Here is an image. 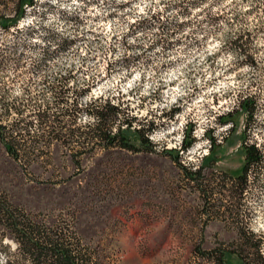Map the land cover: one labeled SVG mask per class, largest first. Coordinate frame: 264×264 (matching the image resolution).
I'll return each instance as SVG.
<instances>
[{"label": "rangeland", "instance_id": "1", "mask_svg": "<svg viewBox=\"0 0 264 264\" xmlns=\"http://www.w3.org/2000/svg\"><path fill=\"white\" fill-rule=\"evenodd\" d=\"M48 1L66 9L76 7L81 17L76 28L57 10L49 13L47 20L56 28L76 30L79 37L76 51L53 57L48 72L82 65L88 74L97 73L90 97L113 96L130 103L136 123L152 126L147 133L154 149H99L76 162L62 145H39L35 150L45 152L43 159L21 162L0 143V185L9 197L23 212L57 227L59 235L76 246L82 264H197L195 248L230 241L234 222L264 233V173L250 178V188L241 198L227 190L229 172H237L242 163L243 116L236 119L234 129L218 117L232 107L239 92H255L264 104V28L254 30L262 19L246 14L240 4L237 18L228 13L210 24L196 6L187 18L176 16L177 22L186 24L173 26L166 37L156 28L127 33L128 26L148 11L160 12L161 18L176 14L174 0ZM206 5L213 15L224 7L210 0L202 6ZM244 28L252 32L250 50L258 66H235L240 55L222 45ZM124 34L126 47L120 42ZM124 54L138 56L131 73L117 63L105 75L107 63ZM76 75L80 85L87 74ZM39 78L26 66H8L0 70V94L11 99L25 89L35 96L41 88ZM78 119L83 123L88 117L82 112ZM259 119L262 124L254 133L264 142V111ZM185 127L192 128L195 140L180 150ZM206 128L218 144L215 163L202 166L209 147L203 136ZM169 148L178 150L179 161L163 153ZM199 168V174L192 173ZM236 207L239 214L230 216ZM0 238L6 245L0 248V264H32L16 250L10 231L0 230Z\"/></svg>", "mask_w": 264, "mask_h": 264}, {"label": "trees", "instance_id": "2", "mask_svg": "<svg viewBox=\"0 0 264 264\" xmlns=\"http://www.w3.org/2000/svg\"><path fill=\"white\" fill-rule=\"evenodd\" d=\"M205 1L174 0L171 6L176 14L161 18L160 12L148 11L128 26L127 33L137 28H156L157 34L170 37L173 26L186 24L185 21L177 22L176 16L187 18L196 6L204 13L207 22L213 24L218 19H224L228 13L237 18L240 4L244 5L246 14L262 19L254 30L264 28V0H210L224 3V7L214 15L209 12L208 5L202 6ZM52 10H57L58 16L65 22L76 28L79 26L81 17L76 7L66 9L48 0H0V70L5 71L8 66L14 69L26 66L28 72L39 74L41 84L35 96L29 95L25 89L21 95L11 99L4 93L0 94V143L6 153L21 162L40 160L45 152L35 150L37 146L59 144L77 162L83 155H91L99 149L152 151L154 145L147 133L152 126L144 127L136 123L130 103L116 101L113 96L90 97L91 88L98 81L97 73L88 74L83 71L82 65L80 68L69 66L61 72H48L53 57L76 51L79 37L76 30H59L53 21H48ZM30 14L31 18L26 21ZM251 34L244 28L223 40V46L240 55L234 61L235 66L243 63L258 66L250 50ZM161 39L160 36L158 40ZM120 42L126 47L125 34ZM137 57L124 54L120 59L108 62L105 75L117 63L130 74ZM78 71L87 74L80 79V85L76 84ZM260 111H264V104L259 103L255 92H239L232 107L218 115L220 123H229L232 128L237 125L236 119L243 116L240 131L242 163L237 172H229L227 188L238 198L249 190L252 176L264 173V142L258 140L254 133L262 124ZM82 112L88 117L83 123L78 119ZM191 129L185 127L179 143L180 150H186L194 142ZM203 136L209 141V147L202 157V166H209L216 161L214 148L218 143L211 129L206 128ZM163 153L173 161H179V152L175 148L165 149ZM200 172V168L192 171L195 174ZM238 211L237 207L231 209L229 215L237 217ZM232 227L235 236L230 241H219L210 248H195L197 264H264V233L255 232L248 223L241 221L234 222ZM0 230L13 234L17 241L16 250L21 252L22 258H29L32 264H82L76 246L60 236L57 227L39 222L29 212H23L21 205L11 199L1 185ZM5 246L0 238V248Z\"/></svg>", "mask_w": 264, "mask_h": 264}]
</instances>
